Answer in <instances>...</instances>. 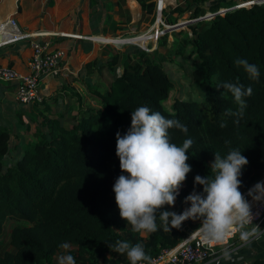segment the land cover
I'll return each instance as SVG.
<instances>
[{"label": "trees", "instance_id": "trees-1", "mask_svg": "<svg viewBox=\"0 0 264 264\" xmlns=\"http://www.w3.org/2000/svg\"><path fill=\"white\" fill-rule=\"evenodd\" d=\"M137 1L143 14H153L155 0ZM249 1L238 5L239 0H180L168 11L163 8L161 15L168 24L176 23L172 12L177 16L188 11L187 19H193L186 29L170 32L176 46H166L165 32L152 50H115L104 59L85 62L88 78L95 70L112 72L104 91L92 90L94 105L85 106L83 96L63 84L60 91L76 100L75 112L47 113L42 95L41 101L32 103L36 114L20 108L21 103L13 113H5L13 123L0 121V232L9 218L27 223L13 225L6 242L0 240V264H57L53 256L64 242L71 244L76 264H130L126 254H117L108 245L142 243L152 258L198 229L200 221L189 219L178 229L164 231L157 218L158 230L141 236L120 218L112 190L123 174L115 154L116 133H126L131 111L140 106L187 126L186 134L169 130L173 143L193 141L187 153L192 171L174 206L165 205L161 211L180 214L190 206L185 197L193 191L195 176L209 173L215 152L223 157L238 149L247 158L241 192L264 174V0ZM207 11L209 18H200ZM92 13L96 17L101 12L94 8ZM182 57L191 64L190 78L205 89L199 100L174 97L167 107L165 100L174 83L165 63L180 64ZM238 58L258 67L257 80L249 79L243 67L234 63ZM224 82L252 88V95L244 98L247 107L239 123L224 115L227 109L237 108L231 94L217 88ZM3 90L1 86L0 96ZM222 122L227 126L221 128ZM21 131L33 138L27 147L12 142ZM195 189L200 192L202 186ZM239 264H264V257Z\"/></svg>", "mask_w": 264, "mask_h": 264}, {"label": "clouds", "instance_id": "clouds-1", "mask_svg": "<svg viewBox=\"0 0 264 264\" xmlns=\"http://www.w3.org/2000/svg\"><path fill=\"white\" fill-rule=\"evenodd\" d=\"M234 63L243 67L249 79L255 81L259 78L255 64L239 58ZM217 88L231 94L237 108L235 111L227 109L224 115L234 117V123H239L247 107L244 98L252 95V88L231 82H224ZM226 126V122L220 124L221 128ZM172 128L185 134L188 132L187 126L178 120L167 119L158 111L140 106L131 111V124L126 133H116L115 154L123 174L115 180L112 190L120 218L131 226L132 232L141 236L156 232L159 218L164 231L178 229L189 219L199 220L197 231L200 238L210 244H223L235 232L245 243L258 237V225L248 228L253 224V213L240 191L242 169L248 160L238 149H231L223 157L215 152L209 173L203 177L195 176L193 191L184 200L190 206L182 213L161 211L165 205L174 206L181 186L192 171L187 163V153L193 141L185 139L181 146L173 143L169 136ZM195 185L202 186V191L197 192ZM248 196L255 202L264 201V182H257L250 188ZM108 247L117 254H126L130 264H152V258L145 253L142 243L132 245L128 241H116ZM59 249L57 264H76L70 254V243L60 244ZM224 255L227 257V251Z\"/></svg>", "mask_w": 264, "mask_h": 264}, {"label": "crops", "instance_id": "crops-1", "mask_svg": "<svg viewBox=\"0 0 264 264\" xmlns=\"http://www.w3.org/2000/svg\"><path fill=\"white\" fill-rule=\"evenodd\" d=\"M15 1L0 0V20L14 17L17 22H21V26L24 27L22 31L27 33V37L10 43L12 45L8 49H1L8 44L0 46V64H13L23 69L30 54L29 43L34 39L48 40L50 49H64L63 59L40 78V90L45 97H53L52 95L55 94L57 98L62 99L64 94L60 89L63 84L68 85L72 79L85 77V62L105 55L96 42L121 43L133 39L127 37L125 31L132 27L140 29L150 20L149 14L142 13L137 0ZM94 8L101 12L99 16L95 17L92 13ZM103 30L106 31L105 34L101 33ZM74 32L81 37L72 36ZM142 35L135 36L134 40L140 42L141 37L149 36L147 32ZM72 75L75 76L72 78ZM1 86L6 95L11 96L13 100V86L7 82H1ZM55 88L57 91L52 92ZM10 103L8 101L6 106ZM172 248L174 246L170 249ZM225 251L228 253L227 257L224 255ZM56 255L57 253L53 256L55 262H57ZM255 257H264V226L260 227L258 237L245 243L240 241L238 234L226 245L217 247L211 257L199 264H239Z\"/></svg>", "mask_w": 264, "mask_h": 264}, {"label": "rangeland", "instance_id": "rangeland-1", "mask_svg": "<svg viewBox=\"0 0 264 264\" xmlns=\"http://www.w3.org/2000/svg\"><path fill=\"white\" fill-rule=\"evenodd\" d=\"M180 0H155L156 2V7L155 11L153 14H150V20L148 21L149 23L141 27L140 29L132 27V29H129L125 31L124 33L127 37H133V39L126 40L123 42H96L98 45L101 46V49H103L105 55H102V57H98V59H104L105 56L110 55L111 52H114L115 50H120V51H126V52H135L138 49H147V50H152L157 46V43L159 41V37L163 34L162 32L165 33V31L168 33L167 39H166V46L167 47H175L174 43V36L170 33L172 28H175L174 30H179V29H186V22L189 20L188 15L189 12L186 11L181 15H177V13L172 12L171 15L175 17L176 23L173 24H168L163 20L162 17V9H166L168 11L169 7H172L176 5ZM240 2L243 0H239ZM249 1V0H247ZM246 1V2H247ZM17 2V0L15 1ZM199 4H205L199 3ZM221 10V9H220ZM218 11V12H223V11ZM209 11L203 15V17H208L207 14ZM211 17V16H210ZM193 20V19H190ZM184 24H181V23ZM20 29L23 30L24 27L21 26V22H17ZM147 32L149 36L147 37H141V41L138 42L137 40H134L135 36H141ZM72 34H77L76 32ZM98 35V34H97ZM74 36V35H73ZM143 36V35H142ZM118 37V36H117ZM123 37V36H122ZM139 38V37H137ZM101 43V44H100ZM12 44H8L6 46H3L1 49H8L11 47ZM19 45V44H18ZM159 49H163V47H160ZM180 64L177 63H165V67L167 71L170 73V76L173 80L174 87L171 89L167 99L165 100V105L168 107L171 104V101L174 97H189L192 99L199 100L201 99V96L204 92V85L196 81L194 79L190 78V70H191V64L189 61L185 59V57L180 58ZM75 75H72V78ZM78 76V74H77ZM89 75L85 73V77L83 76L82 78H76V80L72 79L73 81L68 82V84L72 87H74L82 96H83V103L85 106H91L95 104V96L94 92L92 91L93 89H96L98 91H104V89L107 87L109 82L111 81L112 78V72L108 71L107 69L103 68L99 71L95 70L90 74V77L88 78ZM60 89V88H59ZM57 91V88L52 89V92ZM67 94V93H66ZM64 94V98L60 99L54 96L53 97H46L45 104L47 106V113H52L55 109V106L57 110H64L65 112L68 111H73L75 112L76 110V100L73 97H69V94ZM57 96V95H55ZM55 99H57V102L55 103ZM11 102L10 104H7V102ZM18 104V105H17ZM21 105V106H20ZM17 103L16 100H12L11 96L9 97L6 95V92L3 91L2 95L0 96V120H7L10 124L13 123L12 119H7L4 116L5 113L7 112H12L16 108H22L25 111L32 112L33 114H36V111L33 110L32 104H20ZM6 107V108H5ZM5 108V112H4ZM43 110V107H41ZM39 110V109H38ZM1 114H3L1 116ZM39 118H41V112L38 113ZM24 132V131H23ZM22 131L20 132V137L18 138H12V142L18 141L22 147H27L29 144L33 142L32 136L28 133H23ZM11 142V143H12ZM257 182H264V174L255 182L251 183L249 187L244 190L243 192L247 191L248 189L252 188ZM242 192V193H243ZM245 198L251 199V202H254L248 194L244 195ZM27 222L23 220H17L14 218H9L6 220V222L3 225V228L0 232V240L6 242L8 238V233L11 229V227L15 224H26ZM9 248H11L10 245H8ZM56 259V256H55Z\"/></svg>", "mask_w": 264, "mask_h": 264}, {"label": "built area", "instance_id": "built-area-1", "mask_svg": "<svg viewBox=\"0 0 264 264\" xmlns=\"http://www.w3.org/2000/svg\"><path fill=\"white\" fill-rule=\"evenodd\" d=\"M0 32L2 33L0 34V46L27 37V33L20 29L14 17L0 20ZM71 35L81 37L80 34ZM49 45L48 40H31L30 54L23 69L13 64H0V92L1 82H7L13 86L12 96L18 103L32 104L41 101L42 93L39 85L41 76L56 66L65 55L64 49H50ZM248 190L243 194H248ZM250 200L248 199L253 213V224L248 225L249 229L255 225L260 227L264 219V201L251 202ZM238 234V232L231 234L223 244H210L202 241L198 231L195 230L177 243L174 248L163 249L158 255L152 257V264H199L211 257L217 247L226 245Z\"/></svg>", "mask_w": 264, "mask_h": 264}, {"label": "water", "instance_id": "water-1", "mask_svg": "<svg viewBox=\"0 0 264 264\" xmlns=\"http://www.w3.org/2000/svg\"><path fill=\"white\" fill-rule=\"evenodd\" d=\"M246 1H247V0H243V1L239 2V3H241V4H239V5H245V4H249V3L252 2V1H247V2H246ZM256 1H257V0H256ZM225 10H226V9H225ZM200 18H204V17H200ZM191 21H192V20L189 19V20L186 22V24L189 23V22H191ZM186 24H185V25H186ZM174 29H175V28H172V29H170V30L172 31V30H174ZM165 32H166V31H165ZM162 33H164V32H162Z\"/></svg>", "mask_w": 264, "mask_h": 264}]
</instances>
